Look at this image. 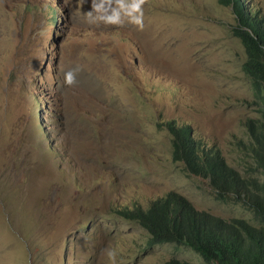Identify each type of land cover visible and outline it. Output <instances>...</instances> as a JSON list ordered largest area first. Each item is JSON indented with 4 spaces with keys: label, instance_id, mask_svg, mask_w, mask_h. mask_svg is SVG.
I'll return each mask as SVG.
<instances>
[{
    "label": "rangeland",
    "instance_id": "1",
    "mask_svg": "<svg viewBox=\"0 0 264 264\" xmlns=\"http://www.w3.org/2000/svg\"><path fill=\"white\" fill-rule=\"evenodd\" d=\"M249 4L264 18V0H242V14ZM89 9L0 0V264H111L109 250L116 264H204L184 246L149 245L115 211L173 191L252 221L250 206L216 199L172 160L167 129L187 126L238 178L260 180L245 149L263 107L231 34L236 16L218 0H147L141 31L89 25Z\"/></svg>",
    "mask_w": 264,
    "mask_h": 264
},
{
    "label": "trees",
    "instance_id": "2",
    "mask_svg": "<svg viewBox=\"0 0 264 264\" xmlns=\"http://www.w3.org/2000/svg\"><path fill=\"white\" fill-rule=\"evenodd\" d=\"M218 2L230 5L236 16L238 23L231 34L244 48L242 70L249 78L252 95L263 107L262 119L245 149L255 163L260 180L250 183L238 178L224 165L215 146L196 139L187 126L174 121L167 124L171 158L181 162L189 174L206 180L216 199L225 201L232 194L251 207L254 217L252 221L221 218L195 209L173 191L145 199V206L122 205L115 212L144 227L149 245L169 242L184 246L197 253L204 264H264V18L250 4L245 14L255 12L254 17L244 16L242 0ZM248 186H251L249 191Z\"/></svg>",
    "mask_w": 264,
    "mask_h": 264
},
{
    "label": "clouds",
    "instance_id": "3",
    "mask_svg": "<svg viewBox=\"0 0 264 264\" xmlns=\"http://www.w3.org/2000/svg\"><path fill=\"white\" fill-rule=\"evenodd\" d=\"M85 0H80L81 8ZM147 0H90V9L83 12L86 22L89 25L124 27L126 24L135 26L138 30L144 28L145 5ZM66 85L75 83V76L72 71L64 75ZM107 256L111 264H116V253L109 250Z\"/></svg>",
    "mask_w": 264,
    "mask_h": 264
},
{
    "label": "bare ground",
    "instance_id": "4",
    "mask_svg": "<svg viewBox=\"0 0 264 264\" xmlns=\"http://www.w3.org/2000/svg\"><path fill=\"white\" fill-rule=\"evenodd\" d=\"M94 75V74H93ZM89 78V77H88ZM93 78H94V76H93ZM88 80V79H87ZM90 84V83H89ZM92 84H93V82H92ZM91 85V84H90Z\"/></svg>",
    "mask_w": 264,
    "mask_h": 264
}]
</instances>
